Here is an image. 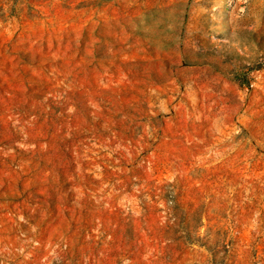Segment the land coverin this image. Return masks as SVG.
Segmentation results:
<instances>
[{"label":"rangeland","instance_id":"rangeland-1","mask_svg":"<svg viewBox=\"0 0 264 264\" xmlns=\"http://www.w3.org/2000/svg\"><path fill=\"white\" fill-rule=\"evenodd\" d=\"M0 264H264V0H0Z\"/></svg>","mask_w":264,"mask_h":264}]
</instances>
